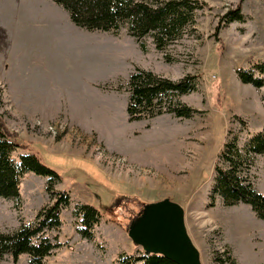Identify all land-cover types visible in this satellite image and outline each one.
Here are the masks:
<instances>
[{"label":"rangeland","instance_id":"rangeland-1","mask_svg":"<svg viewBox=\"0 0 264 264\" xmlns=\"http://www.w3.org/2000/svg\"><path fill=\"white\" fill-rule=\"evenodd\" d=\"M191 1L199 6L194 11V22L165 50L157 48L151 35L142 40L133 36L128 23L118 33H101L115 39V66L104 76L106 82L100 87L116 94L114 128L118 131L116 137L103 142L95 132L82 129L66 114L50 120L40 114H19L11 92H20L24 84L19 75L29 70L25 61L27 41L19 25L22 27V19H30L29 10L44 3L0 0V78L6 79L0 80V115L23 145L24 150L14 152L17 160L20 154L39 153L49 167L62 175L72 197V211L68 207L62 213L64 231L72 228L69 218L82 195L80 188L89 195L90 202H84L95 205L103 214L98 241L105 247H97L98 251L107 248L106 254L97 253L100 256L88 264H122V253L142 254V248L128 236L127 226L142 209L141 202L145 205L146 201L163 198L184 207L187 228L203 264H220V255L227 259L224 264H264V220L248 204L227 206L219 197L211 199L215 166L225 142L238 136L243 147L250 135L264 132V86L244 83L237 73L239 69L251 70L264 77L257 68L264 67V0ZM237 9L239 14L230 22V13ZM24 23L27 33L29 22ZM1 27L7 30L5 34ZM36 31L44 35L46 24ZM46 40L41 43L43 52H49ZM32 63L30 75L37 84H48L61 75L60 63L56 70H51L43 59ZM136 69L174 83L191 77L194 89L176 94L173 103L167 102L164 107L171 110L187 106L193 110L192 116L165 113L153 119L130 121L126 86ZM70 153L87 159L80 163V157ZM97 167L102 174H97ZM103 175L117 183L114 195L110 189L101 188L105 185ZM250 176L255 187L264 192V156L255 158ZM42 179L46 180L35 173L25 174L20 185L23 197L21 194L18 205L0 197V230L14 231L22 221L35 219L34 207L46 197L47 183L43 190ZM130 190L135 194L124 197ZM76 222L75 218V226ZM59 231L48 232L53 242ZM70 241L68 237L63 245H70ZM69 245L66 250L56 249L45 262L82 264L78 261L81 251ZM29 258L23 254L14 263L6 255L0 264H28Z\"/></svg>","mask_w":264,"mask_h":264},{"label":"trees","instance_id":"trees-1","mask_svg":"<svg viewBox=\"0 0 264 264\" xmlns=\"http://www.w3.org/2000/svg\"><path fill=\"white\" fill-rule=\"evenodd\" d=\"M51 1L65 8L72 21L79 27L89 31L118 33L122 25L128 23L130 33L139 40L147 35L154 37L159 50H165L167 45L182 36L183 29L194 22V11L199 7L191 0ZM239 12L240 9H237L230 13L233 14L230 22ZM257 68L264 74L263 66ZM237 73L244 83H250L258 88L264 86V77L256 76L251 70L239 69ZM193 89L191 77L174 83L163 76L136 69L130 75L126 86L129 92L127 106L129 119L130 121L153 119L165 113L191 117L193 110L187 106L170 110L165 108L164 104L173 103L176 94L188 93ZM242 123L246 126L244 121ZM22 147L19 136L6 127L0 115V197L14 200L18 205L22 198L21 179L27 173L45 177L49 195L48 203L38 211L33 221H22L19 228L14 231L0 230V259L10 255L14 263H17L21 255L28 254L30 257L28 264H47L45 259L61 247L60 243L51 240L48 232L61 229L62 212L72 204L71 192L65 188H56L63 180L62 175L49 167L38 154H20L17 160L14 152ZM258 156H264V132L250 135L243 147L239 144L238 136L225 142L215 166L211 199L219 197L227 206L248 204L256 216L264 220V192L255 187L250 176L251 165ZM140 204L143 208L144 203ZM73 215L77 219L76 231L83 238L94 240L95 228L103 217L101 211L93 204L78 201L74 204ZM134 217L135 215L130 222ZM217 259L220 264L227 260L225 255H220ZM119 262L177 264L162 255L144 252L140 255L122 253Z\"/></svg>","mask_w":264,"mask_h":264},{"label":"crops","instance_id":"crops-1","mask_svg":"<svg viewBox=\"0 0 264 264\" xmlns=\"http://www.w3.org/2000/svg\"><path fill=\"white\" fill-rule=\"evenodd\" d=\"M40 1L44 3V5L29 10L27 13L30 19L27 18L24 19V21L22 19V27L19 25V30L24 31L23 37L26 38L27 41V48L25 47L27 49L25 61L27 65L26 68L29 69L28 71H23V73L19 75L20 82L24 84L20 92L18 94L11 92L12 98L16 101L21 111L19 114L27 117L40 114L45 120L55 119L61 114H66L82 129L95 132L103 142L110 140L108 138L112 136L116 137L118 135V131L114 128L116 94L100 87L101 84L106 82L104 81V76L111 72L112 68L115 66V63H113L116 62L114 58L115 50L112 47V45L115 44V39L101 36V33L108 32L89 31L79 27L72 21L69 12L57 3L51 0ZM14 17L15 16H13V18ZM24 22H29L27 33H25L27 23ZM43 23L46 24L47 28V32L44 35L36 31ZM1 29L4 34L7 32L5 28L1 27ZM42 39H47L46 43L49 45V52H43L41 46ZM35 59L46 60L51 70H56V67L61 64V66H59L61 75L54 78V80L48 84H37L35 80H33L32 75H30V71H32L30 68L34 67L32 62ZM8 67L9 65L6 64V69ZM0 80L5 81L6 79L2 76ZM107 147L113 151L115 150V147ZM71 155L80 157V163L82 160L87 159L79 154ZM80 163L78 164L79 166H81ZM97 169V174H102L101 169L99 167H97ZM32 177L36 178V176L33 175ZM102 179L105 185L101 188H103V190L110 189L114 195L115 190H117V183L110 179H106L104 175ZM63 180L57 185V188L66 187L65 181L63 182ZM42 183V188L45 190L47 179H42ZM80 190L82 195L77 200L90 202L88 199L89 195L85 192L86 190H83V188H80ZM45 193L46 197H44L40 203L37 202L38 205L36 204L34 207V215L38 213V209L49 200V195L46 190ZM127 193L128 194L126 196L124 195V197H132L131 195L135 194L131 193V190ZM21 194L23 197V188H21ZM159 200L161 199L149 200L146 202ZM70 207L71 205L69 208ZM66 209L67 208H65L63 212H65ZM70 210L72 211L71 208ZM69 223L72 227L70 231H64V225H62L58 232V236H55V242L62 244L61 247L57 249L58 251L67 249L69 244L63 245V243L69 237L71 240L69 246L72 249H76V251H81L78 261L82 262V264L90 263L92 258L100 256L98 255L100 252H106L107 248H105V251H98L97 247V244L101 245L100 241H98V229L101 222L95 228L94 240L85 239L76 231L73 212L72 217L69 218ZM103 246L105 247V245ZM52 263L65 264L63 262L55 263L54 261Z\"/></svg>","mask_w":264,"mask_h":264},{"label":"water","instance_id":"water-1","mask_svg":"<svg viewBox=\"0 0 264 264\" xmlns=\"http://www.w3.org/2000/svg\"><path fill=\"white\" fill-rule=\"evenodd\" d=\"M127 234L144 253L162 255L177 264H203L187 228L185 209L170 198L146 203L128 225Z\"/></svg>","mask_w":264,"mask_h":264}]
</instances>
